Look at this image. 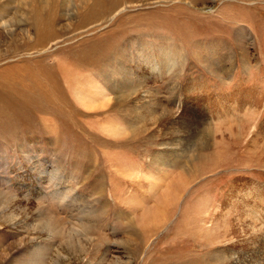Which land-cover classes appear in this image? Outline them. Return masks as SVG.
<instances>
[{"label": "rangeland", "instance_id": "rangeland-1", "mask_svg": "<svg viewBox=\"0 0 264 264\" xmlns=\"http://www.w3.org/2000/svg\"><path fill=\"white\" fill-rule=\"evenodd\" d=\"M121 1L0 0V264H264V0Z\"/></svg>", "mask_w": 264, "mask_h": 264}, {"label": "bare ground", "instance_id": "bare-ground-1", "mask_svg": "<svg viewBox=\"0 0 264 264\" xmlns=\"http://www.w3.org/2000/svg\"><path fill=\"white\" fill-rule=\"evenodd\" d=\"M121 0H111L108 4H105L102 0H95L93 6L89 11V15L87 18L89 19H98V17H102L101 19L110 16L111 12L120 4ZM127 6V5H126ZM124 9V8H123ZM122 12V11H121ZM118 13V12H117ZM115 13V14H117ZM117 16V15H115ZM120 16V15H119ZM243 102V101H242ZM249 104V103H248ZM255 186V185H254ZM259 186V185H258ZM251 188V187H250ZM255 188V187H254ZM257 188V187H256ZM258 190V189H257ZM260 190V189H259ZM258 192V191H256ZM262 196V195H261ZM260 205V204H259ZM264 233V232H263ZM257 238V237H256ZM261 240V238H260ZM263 240V239H262Z\"/></svg>", "mask_w": 264, "mask_h": 264}]
</instances>
